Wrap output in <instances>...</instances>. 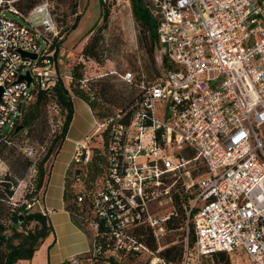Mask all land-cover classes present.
<instances>
[{
	"label": "built area",
	"instance_id": "built-area-1",
	"mask_svg": "<svg viewBox=\"0 0 264 264\" xmlns=\"http://www.w3.org/2000/svg\"><path fill=\"white\" fill-rule=\"evenodd\" d=\"M17 1L0 0L1 133L16 132L40 89L72 81V66L63 73L57 66L53 42L64 33L51 1L27 13ZM144 1L156 22L163 73L152 81L121 74L141 93L128 122L119 113L98 122L108 130L106 173L95 191L79 189L77 200L89 206L106 254L207 264L215 253L242 251L247 264H264V0ZM27 73L30 82L18 81ZM90 136L76 145L73 165L90 160ZM23 150L35 154L33 146ZM176 195L184 220L193 218L194 242L186 240L180 257L169 260L159 252L169 247L161 244L173 229L169 221L180 216ZM163 201L172 208L152 211ZM139 227L151 231L156 250L136 235ZM97 253L93 245L87 260L93 264Z\"/></svg>",
	"mask_w": 264,
	"mask_h": 264
},
{
	"label": "rangeland",
	"instance_id": "rangeland-1",
	"mask_svg": "<svg viewBox=\"0 0 264 264\" xmlns=\"http://www.w3.org/2000/svg\"><path fill=\"white\" fill-rule=\"evenodd\" d=\"M56 12L59 25L62 26L64 39L58 47L56 55L57 66L63 73L67 67L81 62L83 64L84 80L81 82L82 87L95 99L102 101L101 93L105 89H116L119 93L130 95L132 98L141 93V88L133 82H127L122 79L121 74L132 71L136 79L143 77L146 81H152L163 73L165 62L161 61V52L157 46L153 52L147 50L148 34L142 29L140 21L134 15L132 0H106L104 6L109 9L107 15L103 14L102 0H50ZM24 13L28 11L23 10ZM10 16L17 20L24 21L23 18L17 17L11 13ZM77 14L80 18L74 28L69 30L74 23ZM156 23V22H155ZM156 30V25H155ZM93 38L95 43V55L86 56L83 52L85 44ZM66 85L70 83L66 82ZM78 97L76 95H73ZM136 102V99L135 101ZM135 105V104H134ZM104 107L110 108L111 114L106 118H97L89 147L92 156L87 163L78 165L72 164L70 172V184L74 190V198L77 200L76 192L82 187L93 192L101 186V180L106 173L108 160L106 155L107 134L99 129L98 122L110 119V117H122L124 112L120 113V108L116 104L106 103ZM93 110L95 116L97 111ZM102 109V108H101ZM119 113V116H117ZM64 121V114L60 108L51 103L42 108L41 115L31 124L30 137H26V131H13L9 135L12 142L2 151L0 156V177L5 173H23L18 179L15 187V193L11 200L13 203H25L30 210L37 209V200L42 194V187L37 188V165L45 155L47 147L50 145L56 133ZM58 141L53 153L45 162V171L59 145ZM34 147V156H30L32 165L25 171L22 162L17 159L18 155L26 156L23 150L24 146ZM95 155V156H94ZM94 156V157H93ZM35 167V170L33 169ZM78 169L80 178L75 175ZM202 168H200V171ZM197 171L196 175L200 172ZM172 180V181H171ZM45 181V179H44ZM174 183L173 178L170 179ZM179 183V182H178ZM181 188V184L179 186ZM194 190L186 191V199L189 200ZM15 205V204H14ZM75 218L81 222L86 230L91 234L95 230L91 227L90 221L92 212L87 204H78L75 202ZM152 211H167L172 208L170 202L163 201L162 205L153 203ZM182 224L178 228H173L167 232L161 240V244L183 248L186 240L189 241L194 235L193 218L184 220L182 211H179ZM179 216V217H180ZM35 221L30 223V227L35 225ZM193 229V230H192ZM229 254V253H228ZM108 256H115L121 264H145L147 258H139L133 255L118 253H107ZM234 260V262H233ZM239 262H238V261ZM207 264H225V260L220 259V255H214L206 260ZM230 264H247V258L242 251L229 254ZM232 262V263H231Z\"/></svg>",
	"mask_w": 264,
	"mask_h": 264
},
{
	"label": "trees",
	"instance_id": "trees-1",
	"mask_svg": "<svg viewBox=\"0 0 264 264\" xmlns=\"http://www.w3.org/2000/svg\"><path fill=\"white\" fill-rule=\"evenodd\" d=\"M40 1L41 0H19L16 2V5L20 10L28 11ZM105 1L106 0H102V7L103 14L107 15L109 13V9L104 6ZM132 4L135 17L140 21L142 29H144L145 33L148 34L146 48L150 51L151 54H153L155 48L158 46L155 30V20L150 15L144 0H132ZM53 13L55 14V18L58 21L54 8ZM79 18L80 16L79 14H77V17L69 30L76 26ZM93 38L94 37H92L91 40L88 41L83 47V52L86 56L95 55V43L93 41ZM63 39L64 36L61 40L56 39L53 42V47L56 46V54L58 47ZM71 73L72 81L70 82V85H66L63 79H59L53 87L48 89H40L37 92L35 99L25 110L22 120L19 123L20 128L18 132H16V134H18L19 132L26 131V137H30L31 124L34 120L40 117L42 108L50 105L51 103H55L60 108V112L64 114V121L60 128V132L55 134V137L47 147L45 155L37 165V188L43 187L44 184L46 175L44 167L45 162L53 153L58 141H60L58 145V147H60V144L65 138L66 133L70 127V123L74 116V105L72 99L73 95L81 97L82 99L87 101L92 110H96L97 108H99L97 111L98 116L96 117L103 119L112 113L110 108L104 107V104H116L121 110L120 113L124 112V115L118 119L119 121L123 122H128L130 120V116L135 104L134 101L139 95L137 94L136 96H133L131 98L130 95L119 93L114 88H110L109 90L104 88L101 93L102 101H97L94 95H90L85 90V88L82 87L81 82L84 80L83 64L79 62L72 65ZM12 133L13 132H0V156L2 154V151L8 146V143L12 142V140L9 138V135ZM17 159L19 160V162H22L25 171L32 165L31 157L28 155L23 156L19 154ZM22 176V172H15L11 174L7 172L0 177V264H16V261L19 259L32 258L38 246L49 235L51 231L48 217L41 210H30L29 208L31 206L28 207V205L25 203H13V201L11 200L12 196L15 193V187L18 183V179ZM70 183L71 182L69 177L66 180L64 190V200L66 202V208L71 212L72 217L76 221V223L84 228L81 222L78 221L74 216V208L76 206L75 202L77 201L78 204L80 202H78V200H75L73 194L74 190ZM175 202L179 210L181 211V206L179 204L177 195L175 197ZM32 221H35L36 223L33 227H30V223ZM181 224V216L174 217L169 221V227L171 228H178L181 226ZM136 235L140 240L148 244L152 249H157V243L149 229L145 227H139L136 229ZM193 242L194 235H192V238L190 240L191 244ZM105 244L106 243L104 239L99 234H96L94 237L93 245L98 248V253L93 258V264H104L107 261H109L110 264H121L117 257L108 256L105 253ZM91 252L92 248L90 251L86 252L83 255V258L90 257ZM181 253L182 247L179 248L176 245L167 247L166 249L159 252L160 255L169 260L178 259ZM121 254L124 253L119 252L118 256H120ZM214 255H220V259L225 260V264H230L229 254L227 252H218L213 254V256Z\"/></svg>",
	"mask_w": 264,
	"mask_h": 264
},
{
	"label": "crops",
	"instance_id": "crops-1",
	"mask_svg": "<svg viewBox=\"0 0 264 264\" xmlns=\"http://www.w3.org/2000/svg\"><path fill=\"white\" fill-rule=\"evenodd\" d=\"M74 116L65 138L56 150L45 175L37 209L48 217L49 235L41 242L30 259H19L16 264H92L83 258L93 246L94 232L81 227L66 208L64 190L72 169L75 147L93 133L97 118L87 101L73 96Z\"/></svg>",
	"mask_w": 264,
	"mask_h": 264
},
{
	"label": "water",
	"instance_id": "water-1",
	"mask_svg": "<svg viewBox=\"0 0 264 264\" xmlns=\"http://www.w3.org/2000/svg\"><path fill=\"white\" fill-rule=\"evenodd\" d=\"M22 54L25 55V56L27 55V56H31V57H36V54L35 53H29V52H26V51H22ZM23 79H27L28 82H30L31 81L30 74L29 73H27V74H21L19 76V78H18V81H21ZM2 90H3V88L0 86V96H1Z\"/></svg>",
	"mask_w": 264,
	"mask_h": 264
}]
</instances>
